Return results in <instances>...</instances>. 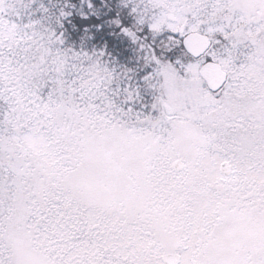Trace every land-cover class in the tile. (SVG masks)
<instances>
[{"label":"snow or ice","instance_id":"snow-or-ice-1","mask_svg":"<svg viewBox=\"0 0 264 264\" xmlns=\"http://www.w3.org/2000/svg\"><path fill=\"white\" fill-rule=\"evenodd\" d=\"M0 264H264V0H0Z\"/></svg>","mask_w":264,"mask_h":264}]
</instances>
